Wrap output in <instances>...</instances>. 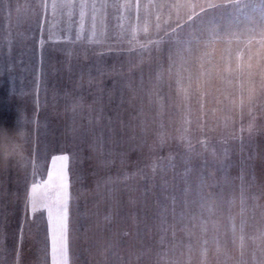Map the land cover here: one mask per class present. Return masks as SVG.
<instances>
[{
  "label": "rangeland",
  "instance_id": "obj_1",
  "mask_svg": "<svg viewBox=\"0 0 264 264\" xmlns=\"http://www.w3.org/2000/svg\"><path fill=\"white\" fill-rule=\"evenodd\" d=\"M52 2L0 0V131H27L24 165L0 162V264H56L45 205L55 200L53 161L63 155L67 264H253L252 253L259 258L264 246L257 238L264 229V97L249 107L248 83L236 67L264 52L257 44L264 5L237 0L204 17L181 43L165 38L138 65L119 39L133 29L152 32L156 23L163 35L175 27L177 11L186 18L189 9L161 12L140 0L141 10L130 14L129 0H108L107 7L89 0L97 7L85 9L81 31L79 7L60 24ZM61 25L70 34L60 33ZM77 33L79 40L63 39ZM57 46L73 57L55 58ZM180 56L187 61L183 86L165 72ZM63 72L73 85H58ZM189 72L200 73L191 86ZM33 185L41 198L35 212Z\"/></svg>",
  "mask_w": 264,
  "mask_h": 264
},
{
  "label": "snow or ice",
  "instance_id": "obj_2",
  "mask_svg": "<svg viewBox=\"0 0 264 264\" xmlns=\"http://www.w3.org/2000/svg\"><path fill=\"white\" fill-rule=\"evenodd\" d=\"M261 5H264V0H259ZM237 3V0H148L149 8H155L157 11H167L171 12L173 9L187 8L189 11L185 13V17L180 16L177 11V23L175 27H170V30H164L163 35H160V24L156 23L152 32H149L147 27L143 29H133L130 32L126 33L124 39H119V42L122 44L125 42L128 45L129 53L136 58L138 65H142L146 60L150 61L153 57V53L159 49L160 45L165 42V38L169 42H175L177 44L181 43L183 35L186 31L191 29L195 24L202 21L204 17H207L210 13L220 11L229 5L234 6ZM47 6V5H43ZM74 6H78L80 9V19H81V31H83V20L85 17V9L91 7L94 11L96 10V3L93 2L89 4V0H82L78 5H74V0H53L51 3V9L53 13L61 11L64 9H72ZM108 0H105V3L100 5V7H107ZM137 6H143L139 3V0H136V3H132L129 0V3L125 7L129 11H134ZM199 9V11H196ZM71 15V12H69ZM157 16V20H159ZM184 19V23H179L180 19ZM93 29H95V16L92 17ZM185 25L187 27H185ZM179 30V31H178ZM260 41L257 42L258 46L261 49H264V23L260 27ZM92 36H96L95 30L92 32ZM79 40L81 36L79 33L75 37L71 35H66L63 37L65 40ZM212 43L211 41L209 42ZM252 42L249 41V44ZM251 51V49H249ZM238 60L241 58L238 55ZM253 60L256 61V71H253ZM187 61L183 56L179 57V60L173 58L172 66L165 70L166 73L172 74L176 78V82L183 86L185 81L184 68ZM236 71L239 73V76L242 80H246L248 83V96L247 102L250 108H254L257 105L258 100L261 97H264V52L258 54L248 55L246 61H241L237 63ZM159 75V74H158ZM200 76L199 72H189L187 76L188 84L191 86L193 80H198ZM259 82V83H257ZM243 104V102H242ZM255 117H251L249 121L247 131L252 133L254 131L253 122ZM227 127V125H226ZM233 139H239V137L233 132ZM184 139V137H182ZM189 150L194 151L192 146L189 145ZM69 157L67 155L58 156L53 161L54 164L59 162L58 173L56 176L57 183L56 187V197L53 203L46 204L49 215L50 222L54 225L53 231V252L56 257V264H67V233H68V183H67V173L66 166ZM187 168V163H186ZM155 171V168L153 169ZM53 177L49 173V184L46 187L51 186V181ZM37 186L33 185L32 195L29 196L28 200L31 205L32 211L37 210L40 199L37 195ZM241 205L244 204L243 194L240 196ZM208 206L209 211H211V204L204 202ZM203 206V205H202ZM243 207L241 213L243 214ZM232 219L231 217L229 218ZM202 233L207 231V225L201 224ZM233 234L235 235V225H233ZM262 245H264V229H261L257 237ZM163 243V241H162ZM240 243L243 248L245 245V234L243 231V220H241L240 227ZM202 255L203 249L207 245V240L200 241ZM189 250H191V245H189ZM253 264H264V246L259 249V258L255 252L252 253ZM243 264H247V261H244Z\"/></svg>",
  "mask_w": 264,
  "mask_h": 264
},
{
  "label": "clouds",
  "instance_id": "obj_3",
  "mask_svg": "<svg viewBox=\"0 0 264 264\" xmlns=\"http://www.w3.org/2000/svg\"><path fill=\"white\" fill-rule=\"evenodd\" d=\"M27 131L19 128L9 133L7 130L0 131V162H14L22 167L26 162L25 146Z\"/></svg>",
  "mask_w": 264,
  "mask_h": 264
},
{
  "label": "trees",
  "instance_id": "obj_4",
  "mask_svg": "<svg viewBox=\"0 0 264 264\" xmlns=\"http://www.w3.org/2000/svg\"><path fill=\"white\" fill-rule=\"evenodd\" d=\"M132 1H135V0H132ZM131 1V2H132ZM140 1V0H139ZM118 2V1H117ZM122 9L124 10V5H123V7H122ZM126 9V8H125ZM126 10H128V9H126ZM138 10L140 11L141 10V8L138 6ZM67 11V12H66ZM129 11V10H128ZM129 13L130 14H136V9L134 10V11H129ZM68 14V9H64V10H61V11H57V12H55V17H56V19L59 21V23L61 24V23H63L64 21L65 22H67V20H66V17L68 18V16H71L72 18L74 17V16H72V15H67ZM67 15V16H66ZM71 18V21L73 22V23H75L74 22V19H72ZM62 26V27H61ZM61 26H59L58 27V31L60 32V33H64V34H67V32H69V34H70V29L68 30V31H62V28H65V26L64 25H61ZM86 48V47H85ZM57 54H55V58H58V59H65V63L67 62L66 60H69V58L72 56L73 57V55L71 54L72 52H69V51H66V49L64 48V47H60V46H57ZM42 50H43V48L42 49H40V56L42 55ZM68 56V58H67V56ZM93 56L94 55H92V53L89 51L86 55H85V57H86V59H87V64H89L90 62H91V60L93 59ZM42 61H43V58L41 59ZM44 60H46L45 58H44ZM71 62H72V60L71 61H68V63L66 64V65H70L69 66V68L71 67L72 68V66H71ZM42 64V63H41ZM41 64H40V66H41ZM57 66H59V65H57ZM68 68V69H69ZM66 69V67H64V70ZM65 72H67V71H65ZM65 72H63L64 74L61 76V75H58L56 78H57V81H58V85L60 84V85H62V84H67V85H69V84H71V85H73V83L72 82H67L66 80V73ZM73 74H75V73H73ZM8 76H7V79L11 82L12 81V79H13V72H11V71H9L8 72V74H7ZM70 77H72V75L70 74V76H69V78Z\"/></svg>",
  "mask_w": 264,
  "mask_h": 264
}]
</instances>
